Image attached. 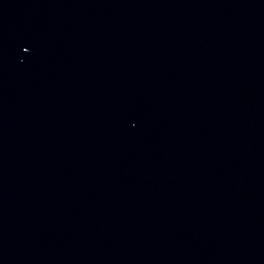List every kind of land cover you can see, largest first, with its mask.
Returning a JSON list of instances; mask_svg holds the SVG:
<instances>
[{
    "label": "water",
    "instance_id": "95a60500",
    "mask_svg": "<svg viewBox=\"0 0 264 264\" xmlns=\"http://www.w3.org/2000/svg\"><path fill=\"white\" fill-rule=\"evenodd\" d=\"M0 264H264V0H0Z\"/></svg>",
    "mask_w": 264,
    "mask_h": 264
}]
</instances>
